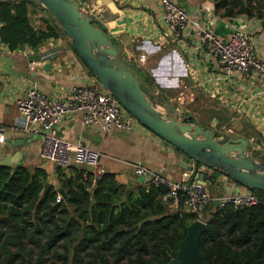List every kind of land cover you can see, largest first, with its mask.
<instances>
[{"label":"crops","instance_id":"1","mask_svg":"<svg viewBox=\"0 0 264 264\" xmlns=\"http://www.w3.org/2000/svg\"><path fill=\"white\" fill-rule=\"evenodd\" d=\"M78 1L81 9L93 14L107 35L120 44L119 56L127 58L131 68L153 78L157 84L155 93L180 87L189 89L187 84L197 88L207 105L216 112L221 109L228 116L225 127L219 122L218 114H214V124L201 125L214 129L217 135L229 132L233 137L246 138L248 151L258 161H264V83L250 71L225 72L200 44L196 34V25L222 38L235 30H246L256 40L257 56L264 59V13L262 17L251 12L250 15L224 16L215 10L214 0H176L190 17L176 35L166 24L158 0ZM39 17L35 18L32 11V24L43 25ZM142 53L145 57L140 60ZM37 57L39 62L30 64V60ZM47 62L49 66L45 68ZM32 80L38 81L40 89L50 98H60L71 84L93 81L94 75L78 57L69 38L60 33L36 48L23 46L10 50L0 41V127L4 133L0 153L20 151L17 157L20 164L30 169L44 168L49 182L57 187L56 165L40 154L45 131L24 129L15 103ZM177 98L182 101V97ZM55 129L65 139L99 150L97 168L114 172L117 181L127 187L143 182L135 173L137 166L164 173L170 179L183 178L193 170L181 165L179 151L144 126L104 131L99 126L82 124L80 114L72 112L63 117ZM200 170L210 172L212 169L200 166ZM230 181L224 174L218 176V187L223 194L240 184Z\"/></svg>","mask_w":264,"mask_h":264},{"label":"trees","instance_id":"2","mask_svg":"<svg viewBox=\"0 0 264 264\" xmlns=\"http://www.w3.org/2000/svg\"><path fill=\"white\" fill-rule=\"evenodd\" d=\"M263 2L214 0V8L224 16L249 10L262 17ZM38 6L31 0H0V41L10 50L36 48L58 36L61 28L53 18L41 16L43 25L32 24L30 13ZM139 75L154 90L153 78ZM156 94L161 97L160 90ZM196 172L197 167L191 176ZM203 173L211 191L201 213L204 259L209 264H264V189L240 183L256 203L215 204L223 173ZM56 174L57 187L42 167L0 165V264H168L186 226L198 217L170 209L162 199L168 189L163 183L127 187L114 172L96 175L85 165L56 166ZM59 188L65 196L56 200Z\"/></svg>","mask_w":264,"mask_h":264},{"label":"water","instance_id":"3","mask_svg":"<svg viewBox=\"0 0 264 264\" xmlns=\"http://www.w3.org/2000/svg\"><path fill=\"white\" fill-rule=\"evenodd\" d=\"M31 1L50 13L88 70L124 108L144 127L179 151L184 168H198L201 191L205 189L206 180L200 166L218 169L235 182L264 189V161H258L248 151V140L233 137L229 132L217 135L214 129L204 127L191 114L180 117L178 112L168 108L160 110L151 85L140 79L127 58L119 56L101 22L93 14L84 12L78 0ZM246 13L250 15L249 10ZM48 66L49 62L45 68ZM20 155V151L0 153V165H18ZM143 179L139 176V180ZM58 191L65 196L62 188ZM222 195V189L218 187L215 204ZM205 229L206 222L201 219L190 222L185 236L177 241V249L168 264H209L199 249L200 235Z\"/></svg>","mask_w":264,"mask_h":264},{"label":"built area","instance_id":"4","mask_svg":"<svg viewBox=\"0 0 264 264\" xmlns=\"http://www.w3.org/2000/svg\"><path fill=\"white\" fill-rule=\"evenodd\" d=\"M158 1L166 24L179 35L189 22V14L176 0ZM196 34L200 44L216 58L225 72L250 71L264 83V59L256 54V40L252 34L246 30H235L227 38H222L200 25H196ZM144 57L143 53L139 55L140 60ZM38 59H31L30 64H37ZM15 103L24 129L45 131L40 145L41 157L64 169L71 165H85L96 175L103 171L97 168L99 150L58 135L55 127L61 119L72 112H78L82 124L99 126L104 131L131 130L143 126L95 76L93 81L71 84L60 98H50L40 89L38 81L32 80ZM3 138V129L0 127V141ZM199 172L193 176L191 172L183 178L170 179L145 166L135 168V173L144 177L143 182L163 183L168 187L162 199L170 209L195 212L198 216L196 219L204 221L201 213L211 196L207 185L204 191L200 190ZM241 185L237 184L233 190L223 194L218 204L229 202L234 206H247L256 203L255 195L245 185ZM61 197L58 193L56 200Z\"/></svg>","mask_w":264,"mask_h":264},{"label":"rangeland","instance_id":"5","mask_svg":"<svg viewBox=\"0 0 264 264\" xmlns=\"http://www.w3.org/2000/svg\"><path fill=\"white\" fill-rule=\"evenodd\" d=\"M38 5L39 7H37L36 10H34L35 18L39 17L38 15L40 14V17L45 16L51 20V18L53 17L50 15V13L42 5L40 4ZM54 22L57 24L55 20ZM59 33L61 35H64V37H66L62 29L59 31ZM112 42L115 45V47L118 49V52H120L121 51L120 44L115 40H112ZM132 68L135 72L139 74V71L135 67ZM187 86L189 89L185 88L183 90L182 87H180V89L178 88L169 91L162 90L161 97L157 96V94L154 93V97L161 102L159 104L157 103L158 108L162 111L168 108L171 112H175L178 110V113H180V117L186 114H191L194 118H196L198 121L202 122L203 124H214L215 122L213 123L214 120L213 118L216 114H218L220 119L219 122H222V124H224L225 127L227 125L226 118L228 116H226L221 109L219 110V112H216L214 107L207 105L206 104L207 100L205 99L203 94H200L198 92L197 88L192 87L190 84H187ZM177 97H182V101H180V98L178 99ZM192 97L193 100H190V98ZM207 191L211 192L209 188H207Z\"/></svg>","mask_w":264,"mask_h":264}]
</instances>
